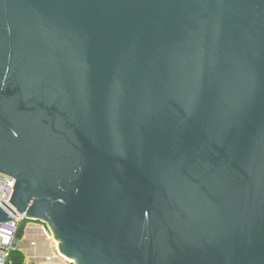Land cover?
<instances>
[{
	"label": "water",
	"instance_id": "water-1",
	"mask_svg": "<svg viewBox=\"0 0 264 264\" xmlns=\"http://www.w3.org/2000/svg\"><path fill=\"white\" fill-rule=\"evenodd\" d=\"M0 173L77 264H264V0H0Z\"/></svg>",
	"mask_w": 264,
	"mask_h": 264
},
{
	"label": "built area",
	"instance_id": "built-area-1",
	"mask_svg": "<svg viewBox=\"0 0 264 264\" xmlns=\"http://www.w3.org/2000/svg\"><path fill=\"white\" fill-rule=\"evenodd\" d=\"M14 178L0 173V207L7 212L11 219L0 222V264H12V252L18 249L20 240L17 237L19 226L26 220H30L25 213L18 212L8 201Z\"/></svg>",
	"mask_w": 264,
	"mask_h": 264
},
{
	"label": "rangeland",
	"instance_id": "rangeland-1",
	"mask_svg": "<svg viewBox=\"0 0 264 264\" xmlns=\"http://www.w3.org/2000/svg\"><path fill=\"white\" fill-rule=\"evenodd\" d=\"M32 224L33 226L35 227H38V233L41 234L40 231H43L44 234L43 236H38V237H31L29 238V240H24L25 238V235H26V231H27V228L28 226ZM18 239L20 240V242L18 243V253H20L22 256H23V259H24V262L25 264H37L36 262H33V261H27V258H26V254L24 252V250H26L29 254H32L33 252H30L28 248H26L27 246H25V244L29 245L30 247V244L34 242V240H39V241H45L44 239L46 237H50L49 241H46V250H47V254L46 256L48 255H51L52 257H55L57 258L55 261H58V259H64L63 262L65 264H77L76 260L73 259L72 257H69V256H66L64 255L60 249H59V246L61 244V241L60 239L56 238V235L53 233L51 227L49 226L48 222L45 220V221H42V220H33V219H30V220H27L26 222H24L23 224V229H22V234L20 236H17ZM27 242V243H26ZM51 245V246H50ZM32 248L34 247V250H35V255L38 257H42L43 256V253L44 251L43 250H40V248L36 245V244H33L31 246ZM49 252V253H48ZM53 254V255H52ZM45 255V254H44ZM62 257H65V258H62Z\"/></svg>",
	"mask_w": 264,
	"mask_h": 264
},
{
	"label": "trees",
	"instance_id": "trees-1",
	"mask_svg": "<svg viewBox=\"0 0 264 264\" xmlns=\"http://www.w3.org/2000/svg\"><path fill=\"white\" fill-rule=\"evenodd\" d=\"M23 224H24V222L19 226V229H18V232H17V236H20L22 234ZM38 229H39L38 227H35L32 224H30L28 226V228H27L24 240H29V238L35 237V236H37V237L38 236H43L44 232L40 231L41 234H39L38 233ZM25 246H28V243H27V245L25 244ZM35 253H34L33 257L36 258L37 256L35 255ZM12 258H13V263L12 264H25L23 256L20 253H18L17 250H14L12 252ZM41 264H56V263L52 259L45 257L44 260L41 262Z\"/></svg>",
	"mask_w": 264,
	"mask_h": 264
},
{
	"label": "bare ground",
	"instance_id": "bare-ground-1",
	"mask_svg": "<svg viewBox=\"0 0 264 264\" xmlns=\"http://www.w3.org/2000/svg\"><path fill=\"white\" fill-rule=\"evenodd\" d=\"M35 237H37V236H35ZM34 238V237H33ZM49 239H50V237H46L44 240L45 241H39V240H34V242L33 243H31L30 244V247H29V245L26 247V248H28L29 249V251L30 252H33L34 251V247L32 248L31 246L33 245V244H36L40 249H42L43 251H44V254H45V257L46 258H50V259H52L56 264H65L64 262H63V260L62 259H58V261H55L57 258H55V257H52L51 255H47L46 256V254H47V250H46V241H49ZM51 246V245H50ZM24 252H25V254H26V258H27V261H33V262H36L37 264H41L39 261H37L33 256H34V252L32 253V254H29L26 250H24ZM49 253V252H48ZM53 255V254H52ZM62 258H65V257H62Z\"/></svg>",
	"mask_w": 264,
	"mask_h": 264
},
{
	"label": "crops",
	"instance_id": "crops-1",
	"mask_svg": "<svg viewBox=\"0 0 264 264\" xmlns=\"http://www.w3.org/2000/svg\"><path fill=\"white\" fill-rule=\"evenodd\" d=\"M40 250H42V249H40ZM34 253H35V250H34ZM44 258H45V255L43 253V256L42 257L41 256L40 257H36L35 259L41 263L44 260Z\"/></svg>",
	"mask_w": 264,
	"mask_h": 264
}]
</instances>
